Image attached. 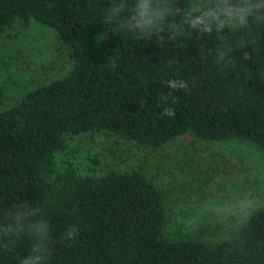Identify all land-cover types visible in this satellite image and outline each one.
<instances>
[{
    "label": "trees",
    "instance_id": "1",
    "mask_svg": "<svg viewBox=\"0 0 264 264\" xmlns=\"http://www.w3.org/2000/svg\"><path fill=\"white\" fill-rule=\"evenodd\" d=\"M32 22L73 62L0 109V264H264V205L214 242L171 239L141 170L82 175L56 157L88 132L264 155V0H0V38Z\"/></svg>",
    "mask_w": 264,
    "mask_h": 264
},
{
    "label": "rangeland",
    "instance_id": "2",
    "mask_svg": "<svg viewBox=\"0 0 264 264\" xmlns=\"http://www.w3.org/2000/svg\"><path fill=\"white\" fill-rule=\"evenodd\" d=\"M68 48L54 31L32 22L17 37L0 38V109L65 75ZM58 164L70 161L82 174L141 170L164 194L165 236L214 242L235 219L264 205V155L240 139L203 141L190 134L154 148L125 137L88 132L67 138Z\"/></svg>",
    "mask_w": 264,
    "mask_h": 264
},
{
    "label": "clouds",
    "instance_id": "3",
    "mask_svg": "<svg viewBox=\"0 0 264 264\" xmlns=\"http://www.w3.org/2000/svg\"><path fill=\"white\" fill-rule=\"evenodd\" d=\"M166 114L171 116L174 115V112L172 110L166 109ZM40 228H47V222L46 221H41L39 226H37V233L39 234L40 232ZM74 231L77 232V230H73V231H68L67 232V237L69 239H74ZM27 264V262H26Z\"/></svg>",
    "mask_w": 264,
    "mask_h": 264
}]
</instances>
